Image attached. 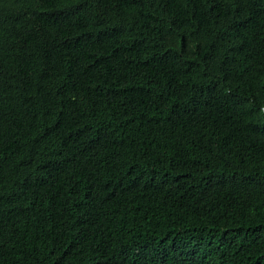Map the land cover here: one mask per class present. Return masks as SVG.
Instances as JSON below:
<instances>
[{
    "label": "trees",
    "instance_id": "obj_1",
    "mask_svg": "<svg viewBox=\"0 0 264 264\" xmlns=\"http://www.w3.org/2000/svg\"><path fill=\"white\" fill-rule=\"evenodd\" d=\"M0 264H264V0H0Z\"/></svg>",
    "mask_w": 264,
    "mask_h": 264
}]
</instances>
